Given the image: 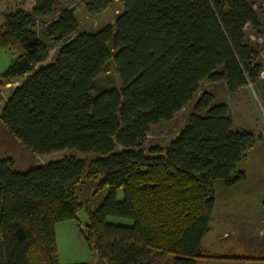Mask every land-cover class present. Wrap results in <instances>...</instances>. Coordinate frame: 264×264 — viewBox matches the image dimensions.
I'll list each match as a JSON object with an SVG mask.
<instances>
[{
  "label": "trees",
  "instance_id": "16d2710c",
  "mask_svg": "<svg viewBox=\"0 0 264 264\" xmlns=\"http://www.w3.org/2000/svg\"><path fill=\"white\" fill-rule=\"evenodd\" d=\"M31 1V11L17 9L0 24V48L15 56L0 74V87L26 76L0 120L37 155L97 154L92 165L109 189L91 209L74 193L88 167L83 159L66 156L23 172L0 159V264H58L54 226L82 208V237L106 264H145L157 256L197 264L214 207L212 185L245 179L236 167L257 138L233 129L227 106L203 91L174 139L148 148L159 156L145 155L140 143L151 125L171 120L191 102L205 79L225 80L231 91L255 79L258 65L244 29L259 27L256 12L248 0H121L113 25L78 32L74 10L62 8L45 27L62 45L43 65L48 49L31 27L50 16L58 0ZM110 3L89 0L85 10L94 16ZM111 64L120 89L91 96L95 79ZM109 216L132 223H111Z\"/></svg>",
  "mask_w": 264,
  "mask_h": 264
},
{
  "label": "rangeland",
  "instance_id": "374dc122",
  "mask_svg": "<svg viewBox=\"0 0 264 264\" xmlns=\"http://www.w3.org/2000/svg\"><path fill=\"white\" fill-rule=\"evenodd\" d=\"M88 1L58 0L55 10L50 16L35 21L31 29L48 49V58L43 65L51 63L54 60L62 45L61 42L55 41L45 33L46 25L56 19L60 9L70 8L74 10L78 22V32H95L106 25H113L115 18L123 11V3L121 0H111L110 5L105 10L97 15L91 16L85 10V4ZM248 3L256 12L259 20L258 28H253L248 25L244 29L245 43L254 55L253 64L258 65L255 79L248 80L245 85L233 91L229 89L225 80L212 81L205 79L202 81L199 91L194 95V99L180 111L176 112L171 120L160 121L150 126L149 131L140 143L145 155L151 158L159 156L158 154L150 153L148 148H165L174 139L186 125L189 115L193 112L194 100L203 91H208L213 94L214 104L224 103L227 106L233 129H244L252 132L257 138V142L255 143L256 147L264 146V0H248ZM31 6L32 1L30 0H0V24L2 23L4 15L20 8L29 10ZM14 59L15 56L11 51L0 48V66L4 64L5 67H8ZM39 66H36V68ZM25 77L20 76L14 78L11 83L0 87V111L11 92L15 87L20 85ZM120 87L121 81L114 66L111 64L107 71L101 73L95 79L91 96L102 89H120ZM120 149L121 147H116V151ZM66 156H75L76 158L83 159L87 163L88 167L85 173L74 185V193L82 203L91 209H96L104 198L106 191L109 189V186H102L100 184L106 177L105 174L97 172L96 167L92 165V162L98 158L97 154L93 152L83 154L73 149H64L49 154L37 155L29 151L19 139L14 137L0 120V159H11L14 170L23 172L31 167L56 161ZM237 167V170H243L247 174L248 179L246 183L232 190L225 189L222 181H215V184L216 189L219 190L220 198L224 199L227 206L241 200V203L237 202L238 205H232L235 206L234 209L252 213L251 219L248 218V215L246 217L244 215L233 221L237 226V231L235 232L237 241L243 243L245 249V247L248 248L251 244L259 241L252 231L253 228L264 224L263 221H260L264 217V207L262 205L264 188H261V190L257 189L256 191L253 189V194L249 189L250 185L255 184L254 182H259L260 178L263 180V150L261 148L254 149L246 158L242 159ZM212 187L214 188V183ZM123 197V192L118 190L116 199L120 201ZM86 220V212L82 208L76 211L73 220L55 224L54 234L58 264L81 262L106 264L88 247L82 237L81 231L85 228ZM107 221L127 225L132 223L130 219L111 216L107 217ZM94 259L95 261H93ZM199 262V264H204L202 261ZM145 264H173V261L172 257L157 256Z\"/></svg>",
  "mask_w": 264,
  "mask_h": 264
},
{
  "label": "crops",
  "instance_id": "0c3cea01",
  "mask_svg": "<svg viewBox=\"0 0 264 264\" xmlns=\"http://www.w3.org/2000/svg\"><path fill=\"white\" fill-rule=\"evenodd\" d=\"M32 7L33 1L31 8L27 11H31ZM5 68L7 67H5L4 64L0 66V74L6 70ZM256 148H261L264 153V146L256 147V145H254L246 152L244 158H246L248 154ZM242 159L239 161V163L242 161ZM236 169H238V167H236ZM243 172L245 174V179L243 181L231 187L224 186L225 189L232 190L236 187L241 186L243 183H246L248 176L245 171ZM215 183L216 182H214L213 188L215 195L214 207L209 223L208 232L202 238L199 247V254L201 255V257L198 258L197 264L200 263L199 261H202L204 264H264V224L262 226L255 227L252 230L259 241L257 243L251 244V246L248 248L245 247L244 249V244L237 241L238 239L235 236L237 226L233 221L244 215L245 217L246 215H248V218L251 219L252 213L249 211L242 212L234 209L235 206L232 205H236L237 202L241 203V200L227 206V203L224 201V199L220 198L219 190L216 189ZM254 183L255 184L250 185L249 187L252 194L253 189H255L256 191L257 189L261 190V188H264V177L263 180L262 178H260L259 182ZM260 221H263L264 223V217L262 218V220L260 219ZM93 261H95V259Z\"/></svg>",
  "mask_w": 264,
  "mask_h": 264
}]
</instances>
